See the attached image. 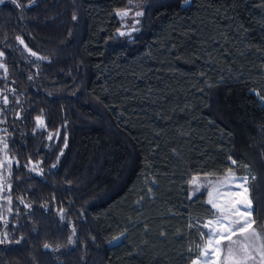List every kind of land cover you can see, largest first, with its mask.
<instances>
[{
  "label": "trees",
  "instance_id": "1",
  "mask_svg": "<svg viewBox=\"0 0 264 264\" xmlns=\"http://www.w3.org/2000/svg\"><path fill=\"white\" fill-rule=\"evenodd\" d=\"M17 3L0 5V264H191L214 216L191 180L229 167L256 177L264 235V0Z\"/></svg>",
  "mask_w": 264,
  "mask_h": 264
},
{
  "label": "snow or ice",
  "instance_id": "2",
  "mask_svg": "<svg viewBox=\"0 0 264 264\" xmlns=\"http://www.w3.org/2000/svg\"><path fill=\"white\" fill-rule=\"evenodd\" d=\"M17 7H21L17 0H12ZM34 2V0H33ZM187 2V0H185ZM5 0H0V5H3ZM120 15H127V12L120 13ZM136 15H141V13H136ZM73 19H76L73 16ZM124 33H121L123 35ZM21 44L24 41L17 37ZM27 49V45H24ZM32 56H36L35 52L28 49ZM4 55L0 52V57ZM38 59H45L44 57H38ZM4 67L0 64V68ZM6 71V69H5ZM257 95H259L257 93ZM264 99V97H262ZM5 103H7V98H5ZM38 122L42 125L43 121ZM52 137L49 136V139ZM5 147L7 145L5 144ZM65 147H67V139L65 138ZM63 153H61L62 155ZM231 159V157L229 158ZM232 164H236L237 161L232 160ZM247 168V165L244 166ZM250 179L255 180L256 177L243 175L237 176L233 169L229 167L227 169L226 178L224 181V186H226L227 191L224 196V203H217L212 199L213 192L210 191L208 203L212 205L213 208L217 209L220 213L214 220H209L204 227H210V233L208 234V240L202 250L203 255L207 257L206 264H248L249 261H254L256 264H264V235L259 233L254 229L255 220L253 219V204L250 197ZM233 186L235 189L234 190ZM199 186H197V191ZM214 191L219 192V189H214ZM239 236L241 239L233 240V237ZM8 239L7 233L4 234L3 238L0 239V244L5 243ZM118 239V238H114ZM228 242L226 248V254L221 258V254L224 249L221 247L224 242ZM19 241H17L18 243ZM71 242V240H70ZM232 245H237L238 247H232ZM45 248L49 245L45 244ZM257 257L259 260L257 261ZM195 264H200L199 260Z\"/></svg>",
  "mask_w": 264,
  "mask_h": 264
},
{
  "label": "rangeland",
  "instance_id": "3",
  "mask_svg": "<svg viewBox=\"0 0 264 264\" xmlns=\"http://www.w3.org/2000/svg\"><path fill=\"white\" fill-rule=\"evenodd\" d=\"M127 12V15H120V13ZM142 12V4H136L133 7H131L129 10L122 11L117 13V16L122 20L123 29L119 31V35L121 33H124L121 36L129 35L130 31L133 30V27L136 25L137 19L140 15H136V13ZM5 98H7L8 103V97L5 92L0 90V108L5 107L7 103H5ZM0 115H1V109H0ZM2 123V118H0V126ZM41 125V124H40ZM39 125V126H40ZM1 127H0V226H3L7 222V218L10 214L12 199L9 196V183L8 179L10 176V170L14 163V160L8 156L6 152L5 147V140H4V134L1 133ZM226 175L215 177V178H206V177H195L191 180L190 183V190H189V196L192 197L195 194L204 191L207 198V203L209 201V195L208 193L210 191L213 192L212 199L215 200L217 203L223 204L224 203V196L227 191L226 186H224ZM197 186H199V190L197 191ZM234 190L235 187L233 186ZM214 189H219V192L214 191ZM208 205L211 207L212 211L214 212V216L211 219H208L204 222V225L208 223L209 220H214L217 216L220 215V213L217 211V209L213 208L211 204L208 203ZM206 235L204 239V244L199 249L198 256L192 261L191 264H195L197 260H199L200 264H206L207 257L203 255V248L208 240V234L210 233V227H205ZM120 237L118 239H115L112 244H117L120 241ZM237 246V245H236ZM222 247V246H221ZM233 247V246H232ZM238 247V246H237ZM226 254V252H225ZM224 252L221 254V258H223V255H225ZM248 264H250L248 262Z\"/></svg>",
  "mask_w": 264,
  "mask_h": 264
}]
</instances>
